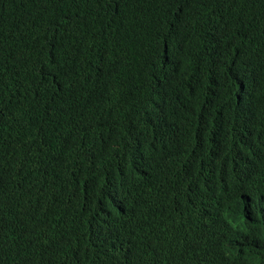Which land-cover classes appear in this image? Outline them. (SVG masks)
Instances as JSON below:
<instances>
[{
    "label": "trees",
    "instance_id": "trees-1",
    "mask_svg": "<svg viewBox=\"0 0 264 264\" xmlns=\"http://www.w3.org/2000/svg\"><path fill=\"white\" fill-rule=\"evenodd\" d=\"M254 77L264 0H0V264H264Z\"/></svg>",
    "mask_w": 264,
    "mask_h": 264
},
{
    "label": "clouds",
    "instance_id": "clouds-1",
    "mask_svg": "<svg viewBox=\"0 0 264 264\" xmlns=\"http://www.w3.org/2000/svg\"><path fill=\"white\" fill-rule=\"evenodd\" d=\"M210 65L211 66L209 67H214L216 64ZM228 76L227 72H223V74L220 73L218 76L215 75L213 76L210 85H212V88H215V86L216 88L223 87L228 81ZM263 88L264 82L258 83L255 77L251 79H243L240 83L235 85V90L232 91L228 97L236 109L244 112H251L253 108L256 109L258 107V104H256L255 101L258 99L257 94L260 93ZM145 146L147 147V145ZM145 150L153 159H161L165 154H170L171 152L168 146L164 145L162 142L155 143V145L151 143L150 147H147ZM149 150H151L152 153H149ZM248 207L250 212L254 214L257 213L261 216V214L264 213V203H260L259 198H255L253 201L249 202Z\"/></svg>",
    "mask_w": 264,
    "mask_h": 264
},
{
    "label": "rangeland",
    "instance_id": "rangeland-1",
    "mask_svg": "<svg viewBox=\"0 0 264 264\" xmlns=\"http://www.w3.org/2000/svg\"><path fill=\"white\" fill-rule=\"evenodd\" d=\"M216 75L218 76L219 74L216 73Z\"/></svg>",
    "mask_w": 264,
    "mask_h": 264
}]
</instances>
